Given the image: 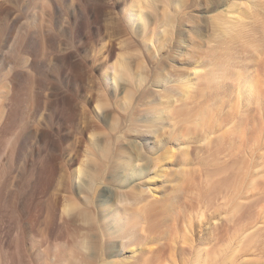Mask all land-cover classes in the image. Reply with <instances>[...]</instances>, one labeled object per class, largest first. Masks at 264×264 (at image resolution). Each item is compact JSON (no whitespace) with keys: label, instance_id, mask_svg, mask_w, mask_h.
Wrapping results in <instances>:
<instances>
[{"label":"rangeland","instance_id":"obj_1","mask_svg":"<svg viewBox=\"0 0 264 264\" xmlns=\"http://www.w3.org/2000/svg\"><path fill=\"white\" fill-rule=\"evenodd\" d=\"M232 2L0 0V264H53L56 253L63 264H88L89 247L119 252L121 236L102 237L98 224L111 227L110 204L125 183L136 191L126 229H137L126 251L145 264H190L197 250L206 264H264V104L244 101L232 80L202 82L193 98L179 85L192 62L204 63L208 40L220 47L209 20ZM224 46L242 78L264 83V54ZM146 121L155 124L148 145ZM97 180L113 188L109 200Z\"/></svg>","mask_w":264,"mask_h":264},{"label":"bare ground","instance_id":"obj_2","mask_svg":"<svg viewBox=\"0 0 264 264\" xmlns=\"http://www.w3.org/2000/svg\"><path fill=\"white\" fill-rule=\"evenodd\" d=\"M237 1L233 0L232 4L230 6V9L227 10L226 12L224 10L217 11L214 15L211 16L209 23L211 22V25H212L213 30L215 32L214 35L217 36L216 38H219L224 45L231 46V48L233 49L234 56L240 55L241 53H243V50H244V53H246V54L248 53V54H250V56L252 58L258 59L260 56H262L264 54V26L261 28V30L259 29L260 34L259 33H258L259 35L256 34L257 32H259V30L257 29V32H255L256 29L254 27V23H255L254 18H256V14L258 13L257 8H259V5H260L259 2L261 3L262 0H260V1L259 0H257V1L256 0H250L251 1L250 3L248 2L249 0L248 1L247 0H243V1L241 0L242 3L239 1L237 3ZM139 10L140 11L137 14H139L140 16L138 18L143 19V16L141 15L143 10L142 9H139ZM130 16L132 18L133 14L131 13ZM254 32H255V34H253ZM212 40H215V39H212ZM207 42H208L207 43L208 45L206 46V50L204 51L207 58L204 59L205 61L203 60L204 63L203 62H192V64H191L192 74H190L186 80H185V78H182V80H180V82H179L180 88L184 92L183 97L184 98H193L195 90H198L197 88L199 87L200 83H202V82H203V84H206V83L210 84L211 82H216V83L218 82L219 84H221V86H219V87L223 88V86L224 87L227 86L229 84V82L232 80V81H236V83H238L237 84L238 85L237 90L239 92V95L244 99V101L254 100L257 104L260 105V107H262L264 104V88H263L264 83H263V81L259 80L258 78H255L254 76L242 78L241 75L236 71V68H235L236 64L234 62L228 63V61H227L228 57L225 54H223L226 46H224L221 43V45H222V48H221V45L219 44L220 47H218V48L216 47V49H218L217 50L218 52H217L215 50V46H213L214 47L213 48L212 45H209V44H212V41L208 40ZM223 46L225 48H223ZM219 48H221L222 50ZM220 50H221V52L222 51L223 52L222 53L219 52ZM111 67H113L112 64H111ZM108 79H109V77H108ZM113 79L115 80V77ZM212 87H213V84H212ZM259 105H257V106L259 107ZM70 108H72V107H70ZM164 108L166 109V106ZM72 112H74V109H72ZM210 113H212V112H210ZM210 113H209V115H210ZM214 114H215V112H214ZM207 116H208V113H207ZM71 117H74V113L71 115ZM210 117H211V115H210ZM146 122L142 124V128H143V132H144L143 133L144 140L146 142V145H148L150 143V141L153 139L152 127L155 124L150 123V122L146 123ZM89 128H91V127H90V125L87 124V129H89ZM246 129H247V126L244 123L238 127L240 135L243 138L246 136V135L244 136V134H246V132H247ZM262 129H263L262 127L259 128V132L256 133V137L260 136ZM226 133H228V132H226ZM234 135L236 136V134H234ZM241 136H240V139L242 138ZM19 139H20V137H19ZM241 140H243V139H241ZM179 148L181 150V156L182 157H181V161L179 160L177 162V165H179V167H181L182 165H184L186 163V160L188 159V157H187L188 155L185 153L182 146H180ZM173 153H174L173 150L169 151V153H168L169 158L173 157V155H174ZM259 153H260L259 155L262 154L261 152H259ZM263 154H264V152H263ZM79 162H80V165L78 167V173H81L82 168H83V159H80ZM174 164H176V163H174ZM48 166L50 167V165H48ZM124 169H125V166L122 164V162H118L116 164V170L124 171ZM49 170H50V168H49ZM54 174H56V173H54V171L51 167V170L49 172L50 183L54 179ZM138 174H142V172H140ZM184 175L181 177V180H182L183 185L185 187H188L189 181L186 178L187 175H185V176ZM258 178H259L258 175L254 176L252 178L250 183H251V186L253 188H256L260 185V180ZM102 183H103V180H97L96 189L101 191L102 196L106 195L108 197V200H109V193H112L113 188L111 186L105 185V184L103 186H101ZM119 190H120V195H118L116 197V199H115V197H114V199H112V204H110V212L108 213V215L106 217V219H108L110 221L111 227H109V226L107 227V225L104 224L103 221H102L103 224L102 223L98 224V228L100 230V233L102 234V237H106L108 235H110V238L116 237V236H121L122 243L120 244L119 252H118V250L116 251V249H113V253H111V256L109 257L106 252H103L101 254L100 253L95 254L92 252L93 251L92 247H89L90 252L88 254H85L82 257V259H81L82 262H86L88 264H145L144 263L145 259L143 257L139 256V253L137 251H135V250H131L130 252L126 251V249L129 248L130 246L133 247L132 246L133 245V239L135 238V234H136V230H137L136 227H134V226H130V231H127V229H126V223H128L130 221L131 214L133 213L131 203L128 201L130 199L129 194L135 193L136 191L133 188V186H130L128 183H125L124 187L118 189V191ZM103 201H104V199H103ZM110 201H111V197H110ZM104 202L106 203L107 201L105 200ZM51 208H54V207L52 206ZM54 210H56V209L54 208ZM40 211H41V209L40 210L38 209V212H40ZM53 213H55V212H53ZM37 215L35 217H37ZM53 217H54V215H53ZM66 220L64 221V225L68 226V225L75 224V222L72 221V219L71 220L68 219L67 221ZM103 220L105 221V219H103ZM18 226H19V224H18ZM11 227H13V226H11V222L9 221V224H7L5 227V230L8 232V234L11 233V229H12ZM15 227H17V226L15 225ZM15 227H13L14 230H15ZM141 231H142V228H141ZM45 237L47 238L48 235L46 234ZM45 237H44V235H40L39 237H37V240L35 241V242H37L36 243L37 249L40 253H42L43 251H44V253H46L51 246V244L48 243V245L45 247V242L46 243L48 242ZM82 246L85 247L86 243H84V244L82 243ZM57 247H58V245H55V248H57ZM143 251L147 252L146 247L143 249ZM183 251H184V249H183ZM188 254L190 256H192L189 258L190 261L192 262L190 264H206L207 260L209 259L206 256L203 257L202 256L203 254H201L199 250L195 251V253L192 255H191V252L188 251ZM52 260H53V262H52ZM52 260L50 259V262L53 264H63L62 260L60 258H58L57 253H56V255L53 256ZM73 261L75 262L76 260L73 259ZM76 263L81 264V262H76ZM158 264H170V262L168 260H163V261H159Z\"/></svg>","mask_w":264,"mask_h":264},{"label":"snow or ice","instance_id":"obj_3","mask_svg":"<svg viewBox=\"0 0 264 264\" xmlns=\"http://www.w3.org/2000/svg\"><path fill=\"white\" fill-rule=\"evenodd\" d=\"M65 210L67 211V206H66Z\"/></svg>","mask_w":264,"mask_h":264}]
</instances>
